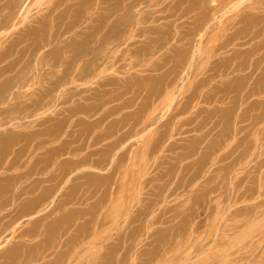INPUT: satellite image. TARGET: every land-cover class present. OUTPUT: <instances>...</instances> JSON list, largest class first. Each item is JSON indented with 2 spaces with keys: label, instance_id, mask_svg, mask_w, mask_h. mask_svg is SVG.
<instances>
[{
  "label": "rangeland",
  "instance_id": "obj_1",
  "mask_svg": "<svg viewBox=\"0 0 264 264\" xmlns=\"http://www.w3.org/2000/svg\"><path fill=\"white\" fill-rule=\"evenodd\" d=\"M0 75V264H264V0H0Z\"/></svg>",
  "mask_w": 264,
  "mask_h": 264
},
{
  "label": "bare ground",
  "instance_id": "obj_2",
  "mask_svg": "<svg viewBox=\"0 0 264 264\" xmlns=\"http://www.w3.org/2000/svg\"><path fill=\"white\" fill-rule=\"evenodd\" d=\"M60 31H61V30H60ZM57 32H58V31H56V33H57ZM58 34H59V33H58ZM58 34H57V35H58ZM60 34H61V33H60ZM57 35H56V36H57ZM56 36L54 35V37H56ZM61 36H62V35H61ZM52 38H53V36H52ZM57 38H58V37H57ZM57 38H56V39H57ZM59 38H60V37H59ZM60 39H61V38H60ZM60 39H59V40H60ZM54 40H55V38H54ZM55 42L57 43L58 40L54 41V43H55ZM60 42H61V41H60ZM58 45H59V44H58ZM36 46H37V45H36ZM35 48H36V47H35ZM37 48H38V46H37ZM36 50H37V49H36ZM60 50H61V49H59V50L57 51L58 54H60ZM57 57H58V56H57ZM58 59H59V58H58ZM0 76H2V75H0ZM18 76H19V75H18ZM12 78H15V77H12ZM16 79H17V77H16ZM16 79H15V80H16ZM19 79H20V78H19ZM19 81H20V80H19ZM19 81H18V82H19ZM10 82H12V80H11ZM10 82H9V83H10ZM56 82H60V81L57 80ZM61 82H62V81H61ZM19 83H20V82H19ZM7 84H8V83H7ZM14 84H15V83H14ZM17 84H18V83H17ZM20 84H21V83H20ZM4 85H5V83H4ZM15 85H16V84H15ZM3 87H4V86H2V88H3ZM7 87L9 88L10 85H8ZM7 87H6V89H7ZM2 88L0 87V90H2ZM12 88H14V87L12 86ZM4 89H5V87H4ZM4 89H3L2 91H4ZM9 89H10V88H9ZM56 89H60V87H59V85H58L57 83L54 85V87H53V91H56ZM5 91H6V90H5ZM48 91L50 92L49 89H48ZM48 91H47V90L44 91V93H43V95H42V98H41V100H40V101H41V104H43V105L46 104V103L48 102V101H47V98H46V96H47V94H48ZM0 92H1V91H0ZM1 93H2V92H1ZM3 93H4V92H3ZM5 93H7V92H5ZM4 95H5V94H4ZM4 95H1V94H0V104L9 103V106H10V107L8 106V108H6L7 110H6V109H2V108L0 109V117H1L2 119H3L4 117H6V116H9V115H8L9 112H11V114H16L15 111H17V110H18V111H22V112H26V111H28V110L32 107V106H31L32 104H27V103H24V104L18 105V104H16V103L13 102V98H10V99H9L10 101H9V100H8L9 97L6 96V95L4 96ZM8 95H9V94H8ZM1 97H2V98H1ZM40 101H39V102H40ZM39 102H37L36 105H37ZM34 103H35V102H34ZM47 104H48V103H47ZM47 104H46V105H47ZM33 105H34V104H33ZM38 105H39V104H38ZM38 105H37V107L40 106V105H39V106H38ZM30 106H31V107H30ZM17 107H20V110H19ZM41 107H43V106H41ZM41 107H39V108H41ZM44 107H45V106H44ZM44 107H43V108H44ZM35 109H36V108H35ZM35 109H33V110H35ZM1 125H2V122H1ZM4 141H5L4 146H6V147L8 146L9 143H12V142H13L12 139H11V136H10L7 140H4ZM6 147H5V148H2V149L5 150ZM3 150H2V151H3ZM0 151H1V150H0ZM0 167H1V166H0Z\"/></svg>",
  "mask_w": 264,
  "mask_h": 264
}]
</instances>
